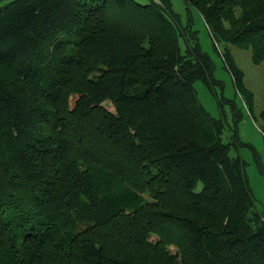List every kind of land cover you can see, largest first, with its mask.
<instances>
[{"label":"trees","instance_id":"obj_1","mask_svg":"<svg viewBox=\"0 0 264 264\" xmlns=\"http://www.w3.org/2000/svg\"><path fill=\"white\" fill-rule=\"evenodd\" d=\"M182 1L251 113L229 45L264 61V0ZM190 24L172 0L0 7V264H264V214L231 155L240 113L220 95L224 141Z\"/></svg>","mask_w":264,"mask_h":264},{"label":"rangeland","instance_id":"obj_2","mask_svg":"<svg viewBox=\"0 0 264 264\" xmlns=\"http://www.w3.org/2000/svg\"><path fill=\"white\" fill-rule=\"evenodd\" d=\"M18 0H0V7ZM173 8L181 16L182 22L190 20L191 29L195 31L200 48L208 53L215 65L214 75L220 80L222 87L216 89V94L200 81L193 83L199 102L214 117L224 114L227 121L226 130L223 133V140H230L233 132L232 108L228 103L219 105L220 95L235 105L240 115L236 122V130L244 145L238 146L231 151V155L239 154L246 162V173L250 186L256 198L257 207L264 214V123L259 113L264 106V61L255 64L251 59L250 49L229 45L231 54L237 66L243 71V82L246 88L253 93V106L251 113L246 108L243 96L235 90L231 75L218 53L217 47L207 30L199 12L191 8L188 12L182 0H172ZM183 47V43L181 42ZM223 48V44H219ZM105 107L112 110L110 102L103 103ZM151 236V239H154ZM173 251L174 248L170 247Z\"/></svg>","mask_w":264,"mask_h":264}]
</instances>
